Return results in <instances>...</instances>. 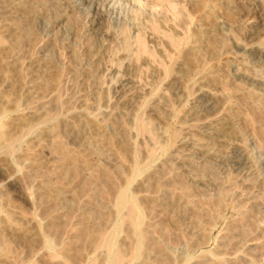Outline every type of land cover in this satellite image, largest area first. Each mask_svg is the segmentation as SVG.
<instances>
[{
    "label": "rangeland",
    "instance_id": "rangeland-1",
    "mask_svg": "<svg viewBox=\"0 0 264 264\" xmlns=\"http://www.w3.org/2000/svg\"><path fill=\"white\" fill-rule=\"evenodd\" d=\"M0 264H264V0H0Z\"/></svg>",
    "mask_w": 264,
    "mask_h": 264
},
{
    "label": "bare ground",
    "instance_id": "bare-ground-1",
    "mask_svg": "<svg viewBox=\"0 0 264 264\" xmlns=\"http://www.w3.org/2000/svg\"><path fill=\"white\" fill-rule=\"evenodd\" d=\"M206 124H207V123H206ZM197 128H198V127H197ZM130 199H131V198H130ZM130 199H129V197L123 195L122 199H120V201H119V202H120L119 204H122V205H120V206H123V204H125V206H126V204H128V203L130 204V202H132L131 205L133 206V209H135V210L137 211V207H136V205H135L136 203H134L135 200H134V201H131ZM120 206H119V207H120ZM138 220H139V218H138ZM138 220H137V221H138ZM136 226H137V230H139L140 228H138V226H139L138 222H137ZM139 227H140V226H139Z\"/></svg>",
    "mask_w": 264,
    "mask_h": 264
}]
</instances>
